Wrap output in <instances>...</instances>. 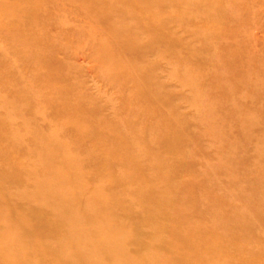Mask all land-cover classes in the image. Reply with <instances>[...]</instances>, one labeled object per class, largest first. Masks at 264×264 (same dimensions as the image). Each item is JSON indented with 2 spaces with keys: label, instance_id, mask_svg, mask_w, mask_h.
I'll return each mask as SVG.
<instances>
[{
  "label": "rangeland",
  "instance_id": "1",
  "mask_svg": "<svg viewBox=\"0 0 264 264\" xmlns=\"http://www.w3.org/2000/svg\"><path fill=\"white\" fill-rule=\"evenodd\" d=\"M18 1L27 5L36 22H18L0 16V46L5 51H0V94L8 99L13 97L14 78L8 57L14 60L24 81H29L42 102H59L60 113L91 118V112L86 108L90 97L104 107L108 105L104 114L111 115L115 111L126 124H133L141 150L147 154L146 158L134 160L131 152L122 148L121 142L111 136L106 138L91 122L84 133L71 128L59 131V136L73 143L74 149L93 154L95 159L84 163L87 171L84 180L92 186L106 182L104 192L110 209L130 229L127 253L143 259L141 264H205L206 257L216 264H264V235L261 234L264 233V206L260 208L257 204L258 191L250 192L259 187L250 175H264V158L259 160L262 170L257 173L259 162H253L256 155L252 152L257 148L264 149V1L206 0L214 2L215 12L187 23L179 22L177 14H172V20L175 19L171 24L174 44L164 46L170 53L169 60L151 58L152 64L146 67V74L154 75L163 94L161 100L164 96L163 103L183 122V136L179 131L183 138L180 144L168 138L174 127L163 133L166 121L163 106L143 92L138 93L125 84L118 85L105 75L104 67L92 56L91 47L80 35V30L84 29L82 23L72 19L68 26L59 24V14L49 0ZM229 9L246 17L239 28L238 21L231 23L234 21L231 14L225 15ZM162 14L165 12L161 11ZM249 14L254 16L247 20ZM145 17L137 13L136 22H144ZM246 27L254 31L255 45L250 48L239 40L241 28ZM195 33L211 37L218 43L220 63L213 61L211 46L205 44V39L199 40ZM144 39L152 42L155 38L144 34ZM174 46L177 48L173 50ZM181 47L200 54L189 55L190 52L185 53L187 50L181 52ZM246 61L260 68L262 78L252 79L257 81L254 89L239 86ZM39 64L54 70L52 81L44 79L42 72H38ZM70 65L74 71L65 78ZM186 68L198 74L194 91L181 78ZM249 73L253 75V71ZM200 97L213 106L216 139L202 130L205 126L199 122L198 111L192 106V102H198ZM20 99H17L19 103ZM232 100L241 108L244 118L255 122L254 128H238L236 115L239 111L235 113ZM23 111L24 116L30 115L28 107ZM43 129L49 131L50 125H44ZM4 132L0 126V149L5 145ZM216 142H222L224 148L235 146V163L226 166L219 159L221 148ZM70 152L69 149L65 153ZM181 154L187 157L181 158ZM6 158L14 161L18 155L14 153ZM149 162L167 174L164 178L154 169L156 175L162 177L158 184L155 175L148 173L151 172ZM207 164L215 168L214 182L210 186L201 178ZM254 165L258 167L255 169ZM230 172L239 179L231 182ZM132 184L136 189L130 196L125 187ZM8 187L11 193L18 190L12 183ZM230 189L235 191L226 192ZM239 208H245V216L251 223L243 228L239 225V216H231ZM29 211L27 216L33 223L29 233L33 237L42 245L60 239L51 227L55 221L51 213L41 216L32 206ZM213 214L225 222L217 224L219 231L213 230L221 238L206 233ZM46 255L44 252L39 254V260L48 263L50 259Z\"/></svg>",
  "mask_w": 264,
  "mask_h": 264
},
{
  "label": "bare ground",
  "instance_id": "2",
  "mask_svg": "<svg viewBox=\"0 0 264 264\" xmlns=\"http://www.w3.org/2000/svg\"><path fill=\"white\" fill-rule=\"evenodd\" d=\"M49 1L56 8L57 15L59 14L57 18L59 24L68 26V21L72 19L82 23L84 29L80 30V35L91 47L92 56L94 55L97 62L104 67V73L111 81L118 85L125 84L127 88L131 86L134 91L143 92L147 98L150 97L164 107L166 121L163 133L166 134L173 129L168 138L180 144L183 140L180 136L183 131V125H181L183 122L178 115L172 113L167 104L163 103L164 96L161 100L163 94L160 86L152 73L146 74V67L151 66L153 57L169 60L170 53L164 46L174 44L171 24L175 19L172 20V14H177L179 22L182 23L197 19L199 16H209L216 10L217 6H214L213 2L215 0L211 3L206 0H198L197 3H194V0ZM161 11L165 14L160 15ZM137 13L146 15L144 22H136ZM224 13L226 16L232 15L234 21L231 23L239 22V25L236 24L238 28L246 19L242 13L231 9ZM0 16L18 22H36L33 13L27 9V5L18 0H0ZM252 16L254 15L249 14L247 20H250ZM253 32L247 27L241 28L239 40L247 48L255 45L252 38ZM144 34H151L152 39L153 37L155 39L152 42L146 41ZM195 34L199 40H206H204L205 44H209L213 50L211 51L213 61L220 63L218 43L204 34ZM13 40L16 44V39ZM1 47L0 51L5 53ZM182 48L181 52L187 50L185 53L190 52L189 55L200 54L190 48ZM7 60L8 64H11V76L14 81L11 87L12 99L0 94V126H3L5 130L3 135L5 145L3 149H0V264H141L143 259L127 253L126 243L130 237V229L129 226L120 222L112 212L113 209H110L104 192L106 182L102 181L98 186H92L84 180L87 173L84 163L93 161L95 159L93 154L80 153L73 148V143L59 136L60 129L65 131L71 128L84 133L93 123V127L103 133L106 138L109 139L111 136L115 141L121 142L122 148L126 152H131L130 156L134 160H141L146 158L147 154L141 150L135 127L130 122L126 124L115 111L111 115H105L103 111L108 105L105 104L104 107L103 104H98L94 97L88 99L86 107L91 112V118H87L91 120L79 115L60 113L59 102H53V100L42 102L40 95L32 89L29 81H24L14 60L8 57ZM246 64L247 67L244 68L247 71L243 72L242 78L238 81L239 86L245 89L251 86L250 88L254 89L257 81L252 79L262 78L260 68L259 66L255 68L250 61H246ZM37 67L44 79L53 80L54 70L42 67L41 64ZM72 70L73 67L70 65L65 78L71 76ZM250 71H253L252 76ZM197 75L187 68L182 72V80L189 83L193 91ZM16 94L20 95L18 98H21V103L18 102ZM201 99L202 97L198 102H192V106L198 111L199 122L205 126L202 130L215 138L217 127L214 125L216 117L212 115L213 106ZM232 101L235 113L239 111L236 115L238 128H254L255 122L251 118H244L240 112L241 108L234 100ZM25 107H28L29 116H24ZM88 122H91V125ZM44 125H50L49 131L43 129ZM217 146L221 148L219 159L226 163V166L235 163V146L224 148L222 142L217 143ZM69 149L71 152L66 154L65 152ZM252 152L256 155L254 163L264 158V149L257 148ZM14 153L18 155V158L9 161L6 157ZM186 157L185 154H181V158ZM85 158L87 161H84ZM148 164L151 168V172L148 173H153L154 180L157 184L160 183L162 177L159 178L156 175L154 171L156 166L151 165L150 162ZM257 165L259 167L255 165L254 167L255 169L258 167L256 171L258 173L262 170V164L259 162ZM214 169L207 164L206 170L201 174L202 177L200 176L209 186L214 182ZM155 170L160 171L164 178L167 177L160 168ZM229 174L231 182L239 179L236 174L232 172ZM250 176L255 181L253 183L259 186L256 189H250V192L258 191L257 204L261 208L264 206V175L260 177L251 174ZM123 182L125 184L126 178ZM11 183L18 188L13 193L8 187ZM125 188L129 195L136 189L133 184ZM231 191L235 190L230 189L226 192ZM31 206L39 210L41 216L45 213L53 215L55 221L51 227L55 232L54 235L60 236L58 241L42 245L29 233L33 228V223L27 216ZM244 211L245 208H239L231 215L239 216L241 228L250 223ZM210 219V227L206 233L215 238H221L214 231H219L216 228L217 224L223 225L225 222L216 218L215 214L210 215ZM261 234L264 235V233ZM43 252L47 253L46 258L50 259L48 263L39 260V254ZM144 259L147 260V258ZM216 263L208 257L205 258V264Z\"/></svg>",
  "mask_w": 264,
  "mask_h": 264
}]
</instances>
